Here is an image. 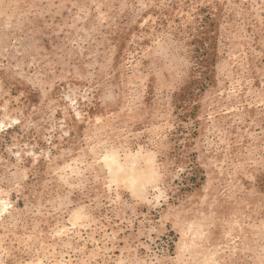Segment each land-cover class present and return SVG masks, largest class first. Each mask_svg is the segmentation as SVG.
Listing matches in <instances>:
<instances>
[{
	"label": "rangeland",
	"instance_id": "rangeland-1",
	"mask_svg": "<svg viewBox=\"0 0 264 264\" xmlns=\"http://www.w3.org/2000/svg\"><path fill=\"white\" fill-rule=\"evenodd\" d=\"M0 264H264V0H0Z\"/></svg>",
	"mask_w": 264,
	"mask_h": 264
}]
</instances>
